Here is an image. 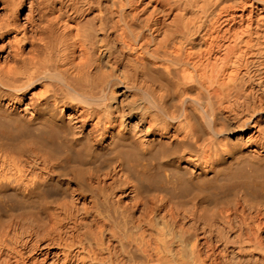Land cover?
<instances>
[{"label":"bare ground","instance_id":"bare-ground-1","mask_svg":"<svg viewBox=\"0 0 264 264\" xmlns=\"http://www.w3.org/2000/svg\"><path fill=\"white\" fill-rule=\"evenodd\" d=\"M0 264H264V0H0Z\"/></svg>","mask_w":264,"mask_h":264}]
</instances>
